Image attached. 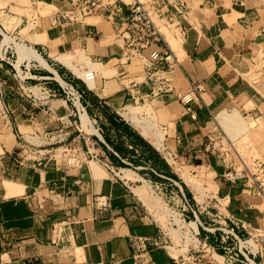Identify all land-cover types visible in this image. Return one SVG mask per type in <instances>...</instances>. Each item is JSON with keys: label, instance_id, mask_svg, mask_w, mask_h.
Wrapping results in <instances>:
<instances>
[{"label": "crops", "instance_id": "crops-1", "mask_svg": "<svg viewBox=\"0 0 264 264\" xmlns=\"http://www.w3.org/2000/svg\"><path fill=\"white\" fill-rule=\"evenodd\" d=\"M34 1L53 5L57 11L37 13L33 23L27 19L24 25L23 16L0 10V29L12 39L11 44H3L0 34V222L8 231L0 247V264H109L112 257L132 264L131 235L158 237L165 232L156 217L165 206L143 183L145 175L152 172L158 179H167L153 169L170 178L173 171L187 186L193 185L187 174L181 176L171 167L166 156L160 160L161 146L120 113L137 93L131 81L140 83V97L152 104L157 125L171 130L176 149L190 150L182 158L200 159L220 175L230 165L215 161L202 147L209 139L219 140L214 113L219 124H241L244 129L250 125L241 113L264 118V0H182V13L164 5V0H146L150 11L174 26L169 39L176 49L166 38L163 42L176 60L173 69L164 72L173 90L156 95L145 76L144 62L123 58L122 39L112 20L103 16L68 20L69 0ZM160 8L169 10L160 15ZM128 13L125 8L123 14ZM6 45L13 47L19 60L38 61L42 79L56 71L75 83L84 92L89 121L98 120L102 139L93 135L94 146L88 148L82 139L86 134L69 124L65 129L68 140L79 148L77 159L72 153L58 152V142L51 135L58 134L63 123L53 114L68 115L71 121H64L71 123L72 107L53 79L47 84L60 94L51 102L34 106L23 96L10 64L2 61ZM90 68L96 70V78L86 82L83 75ZM178 91L191 93L193 99L187 103ZM93 152L111 160L119 172L109 171L93 158ZM226 155L223 159L230 162L231 150ZM124 159L145 165L134 169ZM122 169L129 173L121 176ZM167 180L181 196V190ZM244 185L222 188L221 182L220 194H230L229 202L236 204L234 216L250 217V223L257 224L258 196L248 194ZM44 188L53 190V198L39 202ZM207 234L203 230L202 236ZM209 235L211 243L219 244ZM152 253L158 264H178L165 248L153 247Z\"/></svg>", "mask_w": 264, "mask_h": 264}, {"label": "built area", "instance_id": "built-area-1", "mask_svg": "<svg viewBox=\"0 0 264 264\" xmlns=\"http://www.w3.org/2000/svg\"><path fill=\"white\" fill-rule=\"evenodd\" d=\"M166 1L164 5H173L180 13L184 10V3L182 0L175 3L173 0ZM70 7L66 11L70 20H81L93 16H103L112 20L115 26L116 35L122 39V55L123 58L131 62L138 58L144 62L145 76L149 82L152 83L153 94H159L173 90L171 80L164 76V72L172 70L176 60L170 48L163 45L165 41L164 36L158 27L156 21L152 18L149 4L142 0H69ZM127 8L129 13L124 15V9ZM169 10H159L160 15ZM0 34L5 36L3 30L0 29ZM169 49V50H168ZM2 61L10 64L11 73L16 80L18 91L25 96L34 106H42L58 97L60 92L63 97L70 103L72 109L70 114L75 117L71 123L64 120L71 121L70 117L53 116L61 121L63 127L59 129L58 134L51 135L55 142H58V149H63V153L74 156L77 159L76 151L79 149L76 145H72L68 140L69 133L65 127L69 124H74L75 127L86 135L82 139L89 147L94 146L93 135H97L100 139V129L97 126L98 120L95 117L90 119V123L97 132H89L84 128L82 111L86 113V105L83 101L84 92L80 90L75 83L70 79L53 72V76L42 79L37 71L41 64L32 59L19 60L14 57L13 47L6 45L3 53H1ZM166 64V65H165ZM167 66V67H166ZM59 76V78L57 77ZM96 78V70L90 68L84 72L83 79L86 82L94 81ZM55 80L58 83L59 91L51 89L47 81ZM64 82L66 84H64ZM138 81H131L133 89H136V94L132 95L133 100L137 103L139 100H144L138 93ZM202 84L198 85V89L202 90ZM178 96L187 103L193 99L191 93L178 91ZM77 98V100H76ZM145 101V100H144ZM51 111V108H49ZM53 112V110H52ZM67 124V125H66ZM79 141V140H78ZM211 146L209 145L207 149ZM215 147V145H214ZM77 149V150H76ZM26 148L22 145V151ZM115 152V151H114ZM117 154V152H115ZM93 158L102 162L109 171L117 174V168L111 160L103 159L97 153H92ZM124 161L132 168L138 169L141 166L134 165L132 162L124 159ZM68 162V160H67ZM235 163V162H234ZM234 163L220 174L223 181L230 182L237 185L241 182L245 184L244 189L248 194L261 197L264 200V160L255 158L253 167L250 168L247 164L244 169L237 168ZM153 171L163 178H167L176 185H181L179 181L174 178L165 176L164 174L153 169ZM247 178V179H246ZM53 190L44 188L38 195V200L45 201L53 198ZM181 199L183 201V210L189 212V215L184 216L183 212H179L180 218L184 225H188V234L196 239V242L187 244L185 250L178 252L176 245L169 232H163L162 236L151 237L143 235H131L129 237L131 245L130 258L132 264H158L155 260L152 248H165L170 256L178 264H264V230L260 227H255L246 219L235 218L227 215L221 220L215 218V213L211 210L212 207L227 206L230 201V194L217 195L211 194L208 199L203 202L194 203L186 196L185 192H181ZM226 200V202H225ZM212 201L214 204H212ZM252 207V206H251ZM201 215L209 220L219 223V226H212L211 222L203 221ZM169 221L172 228L174 226L180 227L179 223L173 218ZM231 221L229 223L228 221ZM195 223L196 226L192 225ZM209 234H213L219 244L210 242V235L202 236L199 227ZM241 229L245 232L242 234ZM5 234H8L7 228L0 222V247L5 245ZM186 238V237H185ZM202 246L203 250H208L211 253L210 259L206 260L203 254H199ZM177 253V254H176ZM109 264H123L122 260L117 257H112Z\"/></svg>", "mask_w": 264, "mask_h": 264}, {"label": "rangeland", "instance_id": "rangeland-1", "mask_svg": "<svg viewBox=\"0 0 264 264\" xmlns=\"http://www.w3.org/2000/svg\"><path fill=\"white\" fill-rule=\"evenodd\" d=\"M130 1V0H127ZM146 1V0H142ZM3 5V6H2ZM0 10H2V13H17V15L23 16L25 21L23 24H27V19L29 22L32 23L35 20V16L37 13H50L53 10H56L53 5L45 4L42 2H35L34 0H3L0 1ZM57 11V10H56ZM152 18L156 21L158 27L160 28L162 34L164 35V38H166V35L172 36L173 34L171 32V28L173 26V23L168 20H162L160 17L154 13L153 11H150ZM68 20L69 17L67 16ZM81 20H84L82 18ZM30 22V23H31ZM171 23V24H170ZM4 38L9 35V33L5 32ZM11 38V37H10ZM178 39V38H177ZM12 41V39H11ZM11 41L8 44H11ZM174 43L177 44V47L179 46V39L174 41ZM173 46V45H172ZM176 49V47H174ZM231 112L230 110H228ZM120 113L122 115L126 114H134L137 117H141L145 119L146 121L150 123H154L157 125L156 116L154 114V109L152 107V104L148 101L145 102L144 100H139L137 103L135 101L128 103V105H125L122 109H120ZM217 112L214 113V127L217 128L219 131V140H212L209 139L206 143V145L202 146L205 148L207 153L211 154V158H214L215 161H222L224 160V164H229L230 168L233 166L231 163H234V165L237 168L244 169L246 164L254 170L253 162L255 158H260L264 160V118H255L244 115L241 113L242 118L244 120V123H247L250 125L248 129H244L241 127L242 125L239 124V127H235L234 125L229 126H223L219 124L218 122V116ZM243 124V123H242ZM87 129L86 127H84ZM158 130H160L162 134V142H161V148H158L160 160H162L166 156L168 161L171 164V167L174 170H177V172L183 176V174H187L189 177L187 178V181L189 184L193 185L194 188L191 186H184L182 185V182H179L181 185H176L181 191L185 192L188 199H190L192 202H195V199H198L200 202L209 200L208 196L211 194H216L219 196L220 190L219 185L221 182H224V186L222 188H227L231 184L230 182L223 181L220 177V175L215 174V171L212 168H209L207 166V163L204 164L201 162L200 159H196L192 157L190 160H185L182 157H185L187 152L190 153V150H178L176 149V144L173 142L171 137V130L168 128L159 127L157 125ZM88 130V129H87ZM91 132L90 130H88ZM149 138V137H148ZM152 140V138H149ZM153 142V140H152ZM155 144V143H154ZM211 146L209 149L208 146ZM215 145V147H214ZM227 150H231L232 154V160L228 162V160L223 159L224 157H227L226 152ZM58 152L63 153V149L61 148ZM189 157V156H188ZM136 165H145L141 161L134 162ZM162 164V163H161ZM194 165V170L190 169ZM150 172V171H148ZM147 181L143 183L148 184L152 193L158 197V199L161 201V204L165 206V212H163L162 209L157 213L158 216H156L161 222L163 223L164 230L166 232H169L172 236V239L177 246L176 249L179 251L185 250L187 248V244L190 243L189 237L188 239L186 237V229L188 230V225H184V227H176L172 228L171 224H169V221H173L172 219L174 216L168 214L170 211H173L174 213H177L178 216L179 212H183L184 216L189 215L190 213L186 210H183V201L180 196L176 194V190L171 188L169 185V181L167 179H158L154 177L153 173L150 172V174L145 175ZM183 178V177H182ZM191 178V179H190ZM247 179V178H246ZM178 181V180H177ZM242 183V182H241ZM240 183V184H241ZM244 183V182H243ZM245 186V185H244ZM189 188L192 190V193L189 191ZM173 190V191H171ZM219 190V191H218ZM182 196V193H180ZM193 196H195L193 198ZM220 197V196H219ZM44 202V201H43ZM226 202V200H225ZM255 202V201H254ZM257 205H259V208H255V215L259 217V222L257 224L252 223L255 227H260L264 230V200L261 197H258L257 201L255 202ZM212 204L214 202L212 201ZM235 203H228L227 206L222 205L221 207H212L211 210L215 213V218L217 220H221L227 215L232 216L234 214L233 207H235ZM260 210V211H259ZM203 221L211 222L212 226H219V223L216 222L213 224V221L209 220L208 218H205L201 215ZM237 217V215L235 216ZM248 222H250V217H245ZM231 223V221H228ZM232 224V223H231ZM194 225V223H192ZM235 225V224H232ZM195 226V225H194ZM200 231L203 233V229L200 226ZM185 231V232H184ZM245 231L242 230L240 233H244ZM186 233V234H185ZM191 237V236H190ZM201 251L198 252L199 254H203L204 258L206 260L210 259L211 253L208 250H203L202 246ZM177 254V253H176Z\"/></svg>", "mask_w": 264, "mask_h": 264}, {"label": "bare ground", "instance_id": "bare-ground-1", "mask_svg": "<svg viewBox=\"0 0 264 264\" xmlns=\"http://www.w3.org/2000/svg\"><path fill=\"white\" fill-rule=\"evenodd\" d=\"M174 27V26H173ZM166 40L168 41L169 45L173 48L174 46H172L173 44L171 43L170 39L168 38V35H166ZM11 41V38L9 35H7L4 40H3V44H8L9 42ZM83 65V64H82ZM59 78V76H57ZM60 79V78H59ZM92 82V81H91ZM64 84H66L64 82ZM77 100V98H76ZM127 119H129L135 126L136 128H139V131L141 130L142 134L145 136V137H151L153 142L158 145V146H161V142H162V134L160 132V130H158L157 128V125L154 124V123H150L148 121H146L145 119L141 118V117H137L136 115L134 114H126L125 115ZM82 118H83V123H84V127L88 128V130H90L91 132H97L96 129H94L88 119V116L87 114L85 113V111H82ZM124 172L125 174L127 175V172L128 170H125L123 171V169L120 171V175L121 176H124ZM129 173V172H128ZM188 178V177H187ZM189 183V182H188ZM147 189L149 191H151L150 187L148 184H145ZM193 187V186H192ZM170 215L174 216V219L179 223L180 227H184V224H183V221L182 219L178 216L177 213H174L173 211H170L169 210ZM194 225L196 226V224L194 223ZM185 232V231H184ZM187 233V234H186ZM186 238L188 239H191L190 242H196V239L189 235L188 234V230L186 229ZM191 236V237H190Z\"/></svg>", "mask_w": 264, "mask_h": 264}, {"label": "trees", "instance_id": "trees-1", "mask_svg": "<svg viewBox=\"0 0 264 264\" xmlns=\"http://www.w3.org/2000/svg\"><path fill=\"white\" fill-rule=\"evenodd\" d=\"M170 173H171L170 176H172L174 179L178 180L179 182H182L179 176L175 172L171 171ZM182 185L186 186L184 182H182Z\"/></svg>", "mask_w": 264, "mask_h": 264}]
</instances>
